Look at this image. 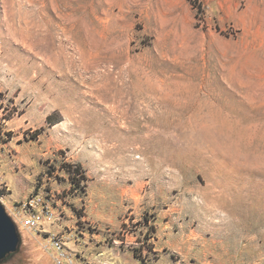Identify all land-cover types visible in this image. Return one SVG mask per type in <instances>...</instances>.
I'll list each match as a JSON object with an SVG mask.
<instances>
[{
  "label": "rangeland",
  "instance_id": "rangeland-1",
  "mask_svg": "<svg viewBox=\"0 0 264 264\" xmlns=\"http://www.w3.org/2000/svg\"><path fill=\"white\" fill-rule=\"evenodd\" d=\"M44 4L0 0V264H264V0H78L60 62Z\"/></svg>",
  "mask_w": 264,
  "mask_h": 264
},
{
  "label": "bare ground",
  "instance_id": "bare-ground-1",
  "mask_svg": "<svg viewBox=\"0 0 264 264\" xmlns=\"http://www.w3.org/2000/svg\"><path fill=\"white\" fill-rule=\"evenodd\" d=\"M45 2L44 7L49 11L53 12H63L58 21H54L51 17L47 18L46 24L48 25V37L46 41L42 43L41 46L46 48H52L46 50L41 54L42 60L47 61H63L67 59L66 54L57 53L54 51L56 47L63 44L65 39L70 42L71 45H76L78 42L84 43L86 41V34L81 35L77 29V17H76V2L78 0H43ZM57 29V30H56ZM58 30L61 31L58 35ZM82 33V32H81ZM29 36V35H28ZM88 36V34H87ZM105 98L112 100L113 95L108 92L103 94ZM125 102L124 96H120L117 101H114L116 108L123 106ZM136 106L128 105L127 108H123V115L128 116V113L132 112L131 117L134 121L139 122L140 115L138 116V111H132Z\"/></svg>",
  "mask_w": 264,
  "mask_h": 264
},
{
  "label": "water",
  "instance_id": "water-1",
  "mask_svg": "<svg viewBox=\"0 0 264 264\" xmlns=\"http://www.w3.org/2000/svg\"><path fill=\"white\" fill-rule=\"evenodd\" d=\"M20 238L17 226L0 203V260L17 250Z\"/></svg>",
  "mask_w": 264,
  "mask_h": 264
},
{
  "label": "trees",
  "instance_id": "trees-1",
  "mask_svg": "<svg viewBox=\"0 0 264 264\" xmlns=\"http://www.w3.org/2000/svg\"><path fill=\"white\" fill-rule=\"evenodd\" d=\"M62 169H64L69 175L72 188L79 187L80 184H82L80 187L85 185L83 182H85L86 177L80 165L65 162L62 164Z\"/></svg>",
  "mask_w": 264,
  "mask_h": 264
},
{
  "label": "built area",
  "instance_id": "built-area-1",
  "mask_svg": "<svg viewBox=\"0 0 264 264\" xmlns=\"http://www.w3.org/2000/svg\"><path fill=\"white\" fill-rule=\"evenodd\" d=\"M23 225H24L25 227H27V228H31L32 225H33V223H32V221H31V219H27L26 221H23ZM58 249L60 250V252L62 251L60 245L58 246Z\"/></svg>",
  "mask_w": 264,
  "mask_h": 264
}]
</instances>
